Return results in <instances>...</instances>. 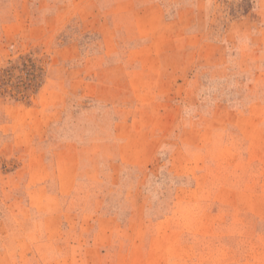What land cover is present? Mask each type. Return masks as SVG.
Returning <instances> with one entry per match:
<instances>
[{
	"label": "rangeland",
	"instance_id": "obj_1",
	"mask_svg": "<svg viewBox=\"0 0 264 264\" xmlns=\"http://www.w3.org/2000/svg\"><path fill=\"white\" fill-rule=\"evenodd\" d=\"M0 264H264V0H0Z\"/></svg>",
	"mask_w": 264,
	"mask_h": 264
}]
</instances>
